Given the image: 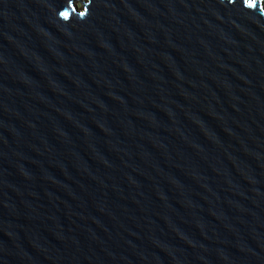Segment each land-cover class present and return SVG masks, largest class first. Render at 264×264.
Here are the masks:
<instances>
[{
    "label": "water",
    "instance_id": "obj_1",
    "mask_svg": "<svg viewBox=\"0 0 264 264\" xmlns=\"http://www.w3.org/2000/svg\"><path fill=\"white\" fill-rule=\"evenodd\" d=\"M0 264H264L260 0H0Z\"/></svg>",
    "mask_w": 264,
    "mask_h": 264
},
{
    "label": "rangeland",
    "instance_id": "obj_2",
    "mask_svg": "<svg viewBox=\"0 0 264 264\" xmlns=\"http://www.w3.org/2000/svg\"><path fill=\"white\" fill-rule=\"evenodd\" d=\"M261 5L264 7V0H260ZM80 5V3H79Z\"/></svg>",
    "mask_w": 264,
    "mask_h": 264
}]
</instances>
